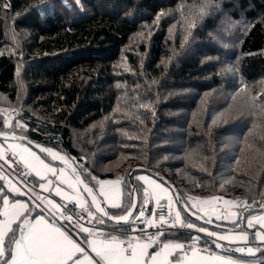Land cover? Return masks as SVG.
<instances>
[{
  "label": "trees",
  "instance_id": "obj_1",
  "mask_svg": "<svg viewBox=\"0 0 264 264\" xmlns=\"http://www.w3.org/2000/svg\"><path fill=\"white\" fill-rule=\"evenodd\" d=\"M0 132L65 153L95 190L119 179L122 209L143 166L193 212L245 201L238 223L264 205V0H0ZM175 226L163 240L214 246ZM241 258L264 264V247Z\"/></svg>",
  "mask_w": 264,
  "mask_h": 264
},
{
  "label": "snow or ice",
  "instance_id": "obj_2",
  "mask_svg": "<svg viewBox=\"0 0 264 264\" xmlns=\"http://www.w3.org/2000/svg\"><path fill=\"white\" fill-rule=\"evenodd\" d=\"M23 127V126H21ZM5 135L0 133V136ZM12 139L21 140L25 139L23 137H16L13 135ZM39 148V145H36ZM8 149L12 156H19V160L23 162L27 169L34 172L37 177L43 179L41 169L46 170L53 175L57 174L55 168L50 167L45 163L43 159L40 158L35 152L25 145L19 144H9ZM19 150V151H18ZM42 151L50 153L53 160H64L67 163L65 157L60 156L58 153L53 152L51 149H42ZM5 151L3 146L0 145V159H4ZM75 172V169H73ZM27 173H25L26 175ZM0 179H4L0 176ZM60 179L68 185L69 188L73 189L75 192L79 193V189L76 187L77 184H84L83 180L77 177L75 182L71 180L64 179L63 169L60 170ZM95 179V177H92ZM138 180L143 181L148 187L143 189L144 201L145 203L150 197L155 195L157 197V203H159V192L160 185L156 183L155 180L151 179L149 176H139ZM100 193L105 197V199L110 204L111 208L121 209L124 211L127 209L126 214H121L118 216H111L104 207L101 206V202L97 199V196L93 193V189L87 184H84V189L89 196H91L92 205L95 206V213L86 207V201L79 199V196H70L69 193L62 191V189L57 186L55 187V195L62 197L63 200H77L78 206L81 210L87 212L89 222L95 220L93 228L95 231L90 230L85 227L82 223L83 217L79 216L78 213L69 214V209L62 208V206L56 203L54 200L45 196H34L32 197L33 208L28 209V205L16 201L15 203L9 204V200L3 196H0V200L3 202V209L0 210V216L4 219H0V264H67V262L73 258L74 253H80L85 256V260L79 259V257L73 260V264H93L91 259H87L85 249L80 247L76 241H74L68 234L67 230H62V225H57V221L62 220L66 222H71L72 227L76 230L77 234L86 233L85 243L91 248V250L99 257L100 264H236V261L231 259L229 256H199L198 253L201 251L196 244L199 243L197 238L194 244H189L188 249L191 253L192 259H187L188 252H184L183 256H175L177 250L183 251L185 249V244L178 242H162L160 237L163 235L162 232L156 233L154 236L149 235L146 242H140L139 238L128 235V233H122L121 236L113 234V232L118 231V225L121 222L131 225L134 221L140 220L145 217V210L141 207L138 210V215L133 217V211L136 209L135 204L124 205L121 208L120 192L119 189L114 190V195H110L109 191L105 190V185L118 184L119 181H99ZM52 181H48V184L41 183L40 188L48 190L51 186ZM24 187L27 191L21 193L19 188H12V191L20 193L22 195H29L32 191L28 187L27 182H24ZM199 199V198H193ZM216 199V198H214ZM171 201V197H169ZM225 204L231 203L230 201H224ZM189 206L186 204L185 208ZM195 208V205H192ZM15 209L14 214H10L9 209ZM40 209L41 212L47 213L48 217L52 219L53 223H48L45 216L42 214H37L32 220L28 219L25 212L28 215L32 211ZM171 211V207L169 208ZM100 214V215H97ZM196 215L195 212L192 213ZM207 215V213H205ZM235 215V213H232ZM74 216L77 218L74 219ZM180 213L177 211L176 217L179 219ZM21 217L23 220L21 221ZM130 217L132 219H130ZM107 218V222L105 220ZM203 219V217H198ZM217 219H227L226 216L217 215ZM261 221H264V216L260 217ZM17 221L16 228H13V224ZM112 222H115L114 224ZM211 223V220L206 221ZM144 223L152 225L153 221L144 220ZM167 223L166 220L161 218L160 224ZM236 224V221H232ZM107 224H112L113 232L103 231V227ZM188 229H193L196 226L194 224L188 223L182 225ZM247 226L249 228L253 227L252 220L247 221ZM201 233H207L208 236L215 237L212 244L217 248H222L223 245L217 243L218 241H247L248 237L246 234L241 232L239 235L229 236V235H218L216 232H208L207 229L201 227L198 229ZM232 231H235L233 229ZM144 230L141 229L143 234ZM10 234V235H9ZM7 237V250L5 239ZM89 237H93L89 239ZM256 237L259 240L264 241V233H256ZM207 245V242H205ZM126 245V246H125ZM155 245L156 249L152 253L148 252L149 248ZM203 251H209L207 247L202 249ZM238 253H245L249 255H254L253 249L248 247L247 249L238 247L235 249Z\"/></svg>",
  "mask_w": 264,
  "mask_h": 264
},
{
  "label": "crops",
  "instance_id": "obj_3",
  "mask_svg": "<svg viewBox=\"0 0 264 264\" xmlns=\"http://www.w3.org/2000/svg\"><path fill=\"white\" fill-rule=\"evenodd\" d=\"M9 144H19V145H27L32 152H35L38 156H40L41 159H43L45 161L46 164H48L50 167L55 168L57 170V174L53 175L52 173L47 172L44 169H41L42 175H43V179H41V177H37L36 174L34 172H32V178L30 179V182H32L33 185H35V187L42 192V196L48 197L52 200H54L56 203L60 204L61 201H65L62 199V197H58L55 195V187L59 186L62 191L69 193L70 196H79V199H82L84 201H86V207L91 208L93 210H95V206L92 205L91 203V196H89L87 194V192L84 189V185L83 184H77L76 187L79 189V193L75 192L73 189L69 188L68 185L66 183L63 182V180L60 179V170L63 169V176L64 179H68L71 180L72 182H75L77 180V178H75L73 176V174H71V172L69 170H67L62 164H60L59 162L53 160L50 156H48L45 152H43L42 150L33 147L27 143H21V142H17V141H12V142H5L3 140L0 139V145L3 146V149L5 151V157L7 156L8 153H11L8 149V145ZM19 151V150H18ZM18 160H19V156H17ZM2 160H0V176H3L4 179H2L4 181V183L7 182L10 184L11 187H17L21 190L20 187H18L14 181V179L11 180L13 172L10 169V164L9 161L7 160V157L5 158V161L1 162ZM20 161V160H19ZM21 162V161H20ZM70 162V161H69ZM71 163V162H70ZM21 164H23V162H21ZM73 165V163H71ZM24 165V164H23ZM74 166V165H73ZM75 167V166H74ZM30 170V169H29ZM31 171V170H30ZM48 181H52L51 186L49 187L48 190H44L40 188V184L44 183V184H48ZM101 181H119L118 184H114L113 185V190L111 191V189L108 188V185H105V190L109 191L110 195H114V190L115 189H119L120 192V200L119 202L121 203L122 201V184L121 181L119 179H115V180H111V179H104ZM10 188V187H9ZM8 188V189H9ZM11 188L8 190L9 193H3V191L0 189V196H3L5 198H7L9 200V204L15 203L16 201H19L21 203L27 204L28 205V209H32L33 208V204L31 202V200L25 196L22 195L20 193L17 192H13ZM96 191L99 194V196L103 199V201L106 203L107 207L109 208V210L111 209L110 204L108 203V201L105 199V197L103 195H101L100 193V184L97 182L96 184ZM23 191L21 190V193ZM9 194V195H7ZM227 198L224 197H220V200L217 202V210L214 209V212H212V217H210V220H214L213 222H218V223H222V224H227L229 226H235L236 224H233L232 221H237L238 217H239V211H240V207L241 206L239 204H237V202H233L230 201L231 203L229 204H225L224 201H227ZM69 201H75L76 203L77 200H69ZM197 202V203H196ZM194 203H196L198 205V207L200 206V202L198 201H194ZM193 203V205H194ZM205 205V204H203ZM3 202L2 200H0V210L3 209ZM227 209V210H226ZM198 210L201 212V209H197L195 207V211L198 212ZM15 209H9L10 214H14L15 213ZM96 211V210H95ZM42 214L45 216V219L47 220L48 223H53L52 219L48 217L47 213H43L41 212L40 209H37L36 211H32L30 215H28L27 212H25V215L28 216V219L32 220L34 217L37 216V214ZM199 213V212H198ZM232 213H235V215H232ZM113 215V214H112ZM208 215V214H207ZM217 215L220 216H226L228 217L227 219H217ZM264 216V209L261 211H256V212H248L243 225H245V227L247 229L253 230L254 233V240L250 241L249 240V233L246 230H242V229H238L235 231L232 230H225V229H221V228H217L215 230L211 229L210 227L207 228L208 232H216L218 235H229V236H235V235H239L241 232H243L244 234L247 235L248 239L247 241H238V240H233V241H218L217 243H231V244H239L241 246H243L244 248H248L251 247L253 249V253L256 254L259 250V247H264V241L259 240L258 237H256V233H264V221L260 220V217ZM0 219H4V217L0 216ZM23 220V217H21V221ZM248 220H252L253 223V227L249 228L247 226V221ZM21 221H17L16 223L13 224V228L17 225V223H20ZM64 225H62V230H67L69 236L76 241V243H78L80 245V247L85 249V253L87 256V259H91L93 264H100L99 261V257L96 256V254L91 250V248L85 243V237L87 236L86 233H82V234H77L76 230L72 227V225L69 222L63 221ZM57 225H61L59 223H57ZM90 230L95 231V229L89 228ZM115 235L121 236V238H124V236H122L121 234H116L113 233ZM204 234L205 236L209 237L212 241L214 239H216L215 237H211L208 236L207 233H201V235ZM93 237H89V239H92ZM168 241H172V242H178V243H183L181 241H174V240H164L163 242H168ZM140 242H144V241H140ZM209 245V243H208ZM126 246V245H125ZM157 250L156 247H152L148 249L149 253H152L153 251ZM184 252H188V256L187 259H192L191 257V253L189 250H187L186 248L183 251L177 250L176 253L174 254L175 256H183ZM199 256H228L225 254H222L220 252H214V253H205V252H199L198 253ZM248 255V254H247ZM79 257V259L81 260H85V256L81 255L80 253H74L73 254V258L70 259L67 264H73V260L75 258ZM231 259H233L234 261H236V264H261L259 261L256 260H252V259H245V258H241V257H231L229 256Z\"/></svg>",
  "mask_w": 264,
  "mask_h": 264
},
{
  "label": "built area",
  "instance_id": "obj_4",
  "mask_svg": "<svg viewBox=\"0 0 264 264\" xmlns=\"http://www.w3.org/2000/svg\"><path fill=\"white\" fill-rule=\"evenodd\" d=\"M7 122L6 124L8 125L10 123V119L7 118ZM7 160L9 161L10 164V169L13 172V175L11 178L14 179L16 185L18 187L21 188V190L27 191V189L24 187V182H27L28 187H30L32 189V191L29 193V195H27V197L32 200V197L34 196H42V192H40L35 185L32 184V182H30V179L32 178V172L27 169L23 164H21V162L18 160L17 156H12L11 153L7 154ZM25 173H27L25 175ZM60 205L62 206V208H66L69 209V214L72 213H78L79 216L83 217L82 223L85 227L88 228H93V225L95 224V220H91V222H89V218L87 216V212L83 211L79 208L78 203H76L75 201H61ZM244 205V204H243ZM143 207L145 210V217L141 218L140 220H136L134 221L129 227H124L122 226V224L125 223H121L120 225H118V231L113 232L112 229V224H107V226L103 227V231L105 232H113L116 234H122V233H128V235L133 236V237H137L139 238V241H144L146 242L147 237L149 235H155L158 232H162L163 235L165 234V232H167L168 230L174 229L176 228L175 224L171 221L170 217H171V212L169 211V206L165 203H156L154 204L152 202L151 197L149 198V200L145 203V201H143V203L138 206V198H137V205H136V209H135V213L133 215V217H135L136 215H138V210ZM95 213V210H91ZM97 215H100L97 213ZM114 216V215H111ZM77 218L76 216H74V219ZM161 218H163L164 220L167 221V223L165 224H160ZM132 219V218H131ZM106 222H107V218H105ZM144 220H150L153 221L152 225L149 226V224L144 223ZM57 223L64 225L62 220L57 221ZM71 224V222H69ZM113 224L115 222H112ZM141 229L144 230L143 234L141 233ZM96 230V229H95ZM163 235L160 237V240L163 242ZM125 238V237H124ZM185 243V248L187 250L188 249V245L189 244H194L190 243V242H184ZM223 245L222 248H217L215 246L211 247L208 244H196V246L201 249V252H205V253H214V252H220L222 254L231 256V257H243L247 255V252L245 253H238L235 251L236 248L238 247H242L243 246L239 245V244H231V243H220ZM155 246V245H154ZM207 247L209 249V251H203L202 249ZM246 249V248H245Z\"/></svg>",
  "mask_w": 264,
  "mask_h": 264
},
{
  "label": "rangeland",
  "instance_id": "obj_5",
  "mask_svg": "<svg viewBox=\"0 0 264 264\" xmlns=\"http://www.w3.org/2000/svg\"><path fill=\"white\" fill-rule=\"evenodd\" d=\"M2 107V106H1ZM6 107H8V106H6ZM7 109V111L5 110L4 111V116H5V120H6V122H7V118H9L10 119V123L8 124V125H10L11 123H12V119L16 116V112H17V110L15 109V108H6ZM11 109V110H10ZM56 150V149H55ZM58 151V150H57ZM58 153L62 156V157H65L67 160H69V158L66 156V154L65 153H63V152H61V151H58ZM0 160H2L1 162H3V161H5V158L4 159H0ZM71 163H73L71 160H69ZM1 175V174H0ZM145 175H147V176H149L151 179H153V180H155L156 181V183L157 184H159L160 185V189H157V191L159 192V202H163V203H166V204H168V206L169 207H171V217H170V219H171V221L175 224V225H177V226H182V225H184V224H188V223H191V224H194L196 227L195 228H193V229H191V230H193L195 233H198V234H200L201 232H199L198 231V229L199 228H201V227H203V228H205V229H207V228H209V226L210 225H206V223L205 224H203L204 222H201V221H199V223L198 222H193V221H190V220H188L186 217H185V214H184V212L186 211L185 209H184V207L183 206H181L180 204H179V202L177 201V199H176V197L174 196V193H173V189L169 186V185H167L166 183H164L163 181H161V180H159L158 178H156V177H154V176H152V175H150V174H148V173H145V172H143V173H138V177L139 176H145ZM111 180H115V179H111ZM141 181V180H140ZM113 182H116V181H113ZM141 183L143 184V189L144 188H146V187H148V185L147 184H145L143 181H141ZM11 188V190H12V188L13 187H11L10 186V184L7 182V185H6V183H5V186L4 187H2L1 188V190L3 191V193L5 192V193H9L8 191H6L8 188ZM9 188V189H10ZM17 188V187H16ZM108 188L109 189H111V191L113 190V185H108ZM8 189V190H9ZM10 190V191H11ZM14 192V191H13ZM15 193V192H14ZM7 195H9V194H7ZM169 197H171V201H169ZM224 198H227V197H224ZM151 199H152V202L154 203V204H156L157 203V197L155 196V195H153L152 197H151ZM228 200L227 201H233V202H237V204H240V206H241V204H244V202L245 201H240V200H238V199H236V200H232V199H230V198H227ZM199 200V202L201 203L200 204V206L198 207V205L196 204V203H194V201H198ZM220 200V197H217L216 199H214V198H210V199H193V201H192V204L194 203V205H195V207L197 208V209H201L202 208V211L200 212L199 210H198V212H196V211H194L195 213H196V215L195 216H197V217H203V219L204 220H210V217H212L211 215H212V212H214V209L215 210H217V202ZM242 202V203H241ZM203 204H205V205H203ZM241 208V207H240ZM195 209V208H194ZM191 210V209H190ZM227 210V209H226ZM177 211H179V213H180V216H179V219H177V217H176V213H177ZM191 212L193 213V211L191 210ZM205 213H207L208 215H206ZM194 218V217H193ZM198 221V220H197ZM200 222H201V224H200ZM184 228H186V227H184Z\"/></svg>",
  "mask_w": 264,
  "mask_h": 264
},
{
  "label": "water",
  "instance_id": "obj_6",
  "mask_svg": "<svg viewBox=\"0 0 264 264\" xmlns=\"http://www.w3.org/2000/svg\"><path fill=\"white\" fill-rule=\"evenodd\" d=\"M0 133H4V134H5V135L0 136V137H8V138H12L13 135H15L16 137H23V138H25V139H21V140L24 141V142H26L27 144L33 146V147H36V145H39L40 147H39L38 149H40V150H42V149H51L53 152H57V153H58L57 150H55V149H53V148H51V147H49V146H45V145H43V144H40V143H38V142H36V141H33V140H31V139H29V138H27V137H25V136L17 135V134H14V133H7V132H0ZM36 148H37V147H36ZM44 152H45V151H44ZM45 153H46L48 156L51 157L50 153H48V152H45ZM51 158H52V157H51ZM66 160H67V159H66ZM55 161H57V162H59L60 164H62L67 170H69V171L71 172V174H73V176H74L75 178L79 177L80 180H83V181H84V184H87L89 187H91V188L93 189V193L97 196V199L101 202V206L104 207L105 210L108 211L110 215H112L111 212H110V210H109V208L107 207L106 203H105V202L103 201V199L99 196V194L97 193V191L93 188V186H92L89 182H87V181L83 178L82 174H81V173H80V172H79V171H78V170H77V169H76V168H75V167H74V166H73L68 160H67V163H65L64 160H55ZM73 169H75V172H73ZM139 170H142V171H144L145 173H148V174H150V175H152V176L158 178L159 180L165 182L167 185H169V186L173 189V191H174V193H175V196H176V198H177L179 204H180L181 206L184 207V209L186 210V212H187L189 215H191L192 217H194L196 220L201 221V222H204V223H206V224H208V225H210V226H214V227L221 228V229H225V230H233V229L238 230V229H241V228H242L243 223H244V220H245V217H246V215H247L248 212L264 209V205H262V206H258V207H253V208H249V207L246 208V209L241 213L239 224H237V225H235V226H229V225H227V224H222V223L213 222V221H211V223H207L206 221H208V220H204V219H200V218H198L197 216H195V215L192 214V212H191V210H190L189 208H187V209L185 208V205H186V204H185L183 198L181 197L180 193L178 192L177 188L175 187V185L172 183L171 180H169L167 177L163 176L161 173H159V172H157V171H155V170H153V169H151V168H147V167H143V166H136V167L132 168V169L129 171V173H128V178H129V181H130V184H131V187H132V192H133L132 203H131V205H132V204H135V206L137 205V187H136V184H135V182H134L133 175H134V173H135L136 171H139ZM84 184H83V185H84ZM134 213H135V210L133 211V215H134ZM125 214H126V213H125ZM130 219H131V217H130ZM121 223H123V222H121Z\"/></svg>",
  "mask_w": 264,
  "mask_h": 264
},
{
  "label": "bare ground",
  "instance_id": "obj_7",
  "mask_svg": "<svg viewBox=\"0 0 264 264\" xmlns=\"http://www.w3.org/2000/svg\"><path fill=\"white\" fill-rule=\"evenodd\" d=\"M57 153V152H56ZM59 154V153H58ZM60 155V154H59ZM61 156V155H60ZM125 226V225H124Z\"/></svg>",
  "mask_w": 264,
  "mask_h": 264
}]
</instances>
